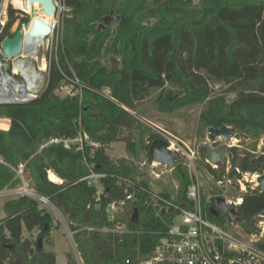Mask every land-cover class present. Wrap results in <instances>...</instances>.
Masks as SVG:
<instances>
[{
  "label": "trees",
  "instance_id": "obj_1",
  "mask_svg": "<svg viewBox=\"0 0 264 264\" xmlns=\"http://www.w3.org/2000/svg\"><path fill=\"white\" fill-rule=\"evenodd\" d=\"M63 2L71 17L63 21L56 62L50 64L43 94L30 104L0 106V118L10 122L7 131L0 130V191L19 185L13 170L24 165L35 180L36 194L67 218L82 264H140L152 255L175 212L157 216L146 204L152 194L148 181L135 182L141 174L126 160L113 163L105 147L117 141L123 130L137 125L131 112L151 90H159L155 102L164 114L206 103L199 117L202 127L226 126L252 137L264 136V0H200L197 5L191 0ZM110 12L119 17L113 30L102 23ZM15 14L9 8L0 42L14 36ZM28 21L25 16L19 24ZM65 79H77L83 86L81 101L54 95ZM212 83L222 84L226 90L216 95ZM167 85L176 90H165ZM103 90L109 95L104 96ZM230 93L235 97L227 103L225 97ZM79 132L97 148L85 147L84 154L68 151L62 144L42 148L52 139H74ZM159 139L151 135L145 147L151 162L149 150ZM134 147L132 142L126 143L131 154H136ZM229 152L228 174L224 168L215 171L206 165L216 183L227 180L236 186L242 173L261 174L264 170L252 164L250 154L239 155L236 148ZM83 160L93 172L106 175L99 183L108 199L103 194L98 198L95 187L81 181L90 173ZM49 171L62 183L48 181ZM174 172L179 183L176 203L189 206L186 190L190 181L181 164H176ZM117 178L133 182L134 187L127 191L134 197L122 214L109 219L107 207L125 196ZM158 195L170 198L168 192ZM230 208L240 216L237 222L242 232L255 234L258 217L264 216V192L249 188L242 203ZM3 211L0 264H56L52 252L22 238L23 229H37L39 239L47 238L51 216L26 197L6 202ZM216 211L218 218L209 214L208 219L220 220L221 212ZM121 224L124 232H112ZM257 247L264 252V238ZM66 260L77 264L69 255Z\"/></svg>",
  "mask_w": 264,
  "mask_h": 264
},
{
  "label": "rangeland",
  "instance_id": "obj_2",
  "mask_svg": "<svg viewBox=\"0 0 264 264\" xmlns=\"http://www.w3.org/2000/svg\"><path fill=\"white\" fill-rule=\"evenodd\" d=\"M60 8L58 15L49 18L44 15L41 7L38 4L29 6L26 5V0H21L18 5L13 0H0V8L4 11L3 22L8 21L9 8L16 10L15 17L17 21L12 25L11 29L15 32L22 28L24 24H19V20L25 18V15L32 14V17H43L54 25L53 39L57 38V46L62 40L63 21L71 17L69 10L64 6V0H55ZM151 2L154 0H145ZM193 5L199 4L200 0H191ZM31 18L29 20L31 21ZM99 27L101 25H98ZM49 39V38H48ZM44 41V45L47 49L44 51L43 60L32 59V64L37 72L36 77H31V81L34 82L33 92L40 93L47 85V71H48V56L49 51V40ZM55 42V41H54ZM55 53V43H54ZM53 53V57H54ZM57 53V51H56ZM52 57V58H53ZM108 57L102 59V63L106 64ZM42 64L44 67L42 68ZM213 93L216 95L223 94L226 90V86L222 84H211ZM176 90L167 85L165 90ZM159 90H151L149 95L141 102L136 104L135 111L131 114L137 118L138 123L135 127L130 130H123L117 139V141L111 143L105 147V154L113 162L117 163L119 160H126L134 166L140 176L135 178V182L139 180L148 181L149 188L154 194L161 192H168L170 198L175 199L177 191L179 190V183L174 172V169H169L165 166H158L156 168L151 167V161L148 160L145 147L149 145V137L151 135L159 136L162 141H165L168 145V149L175 160L176 164H181L182 169L186 172L187 178L190 181H194L201 190V193L205 198H223L224 200L235 201L242 193L239 191L238 184L235 186L233 181H223L218 185L214 179L208 174L206 170V163L199 160L200 151L203 147L209 150H221L224 154L225 161L223 163H217L218 168L222 169L228 167L226 162L229 160V146L236 148L237 153L242 155L243 153L250 154L253 160H256L261 153H264V136L252 137L245 135L240 132H235L228 143H224L221 139H217L214 142L209 140L208 129L202 127L199 121L200 114L205 109L206 103L195 105L192 107L181 109L173 114H164L158 111L156 106V98ZM54 95L59 98H78L82 100L83 92L82 89L71 86L64 91H55ZM235 97V94L230 93L226 95L227 103H230ZM0 121H8V127L6 130L0 128L1 131H7L10 126V122L6 118H0ZM76 141L70 145V151L74 153L85 152V147L92 149L97 148L91 145L89 138L81 132L75 137ZM157 140V141H159ZM132 142L134 144L135 153L131 154L126 150V143ZM49 146V145H48ZM152 145L151 148H155ZM230 147V148H231ZM193 152L196 160L192 168L187 165L184 154ZM93 151H90V156ZM135 155V156H134ZM83 163L92 171L91 166L83 160ZM174 166V168H175ZM236 173L241 174L239 168H235ZM15 178L19 180V185L16 188H7L0 191V221L5 218L3 211V205L12 200H17L20 197H26L34 200L38 203L40 210H44L51 216L52 229L47 238L42 239L41 249L45 252H52L55 255L56 264H67L66 256H71L77 264H82L79 254L76 250L75 244L73 243L72 233L69 229V222L60 211L54 207L49 200L38 196L35 192V180L32 177L30 171L19 165L14 170ZM259 173H242L241 180L246 192L250 189H255L254 177ZM48 180V178H47ZM49 181V180H48ZM62 181L60 180L61 184ZM96 191L104 193V188L100 183L95 184ZM30 193V194H29ZM123 208L116 206L112 209L110 206L106 209V214L109 219H112L114 215L122 214ZM221 218L218 221L209 219L210 222L216 224L219 227L227 228L231 232L242 231L241 225L238 222H233L228 225V220L225 215L220 213ZM259 220V218H258ZM258 223V221H257ZM238 227V228H237ZM125 229L124 225L121 224L120 230ZM105 231V230H103ZM39 236V230L35 229L31 232H27L25 229L22 231V238L32 243H37Z\"/></svg>",
  "mask_w": 264,
  "mask_h": 264
},
{
  "label": "built area",
  "instance_id": "obj_3",
  "mask_svg": "<svg viewBox=\"0 0 264 264\" xmlns=\"http://www.w3.org/2000/svg\"><path fill=\"white\" fill-rule=\"evenodd\" d=\"M53 4L55 6V15H58L60 8L55 0H53ZM3 15L4 11L0 8V34L5 27ZM51 26V32L48 36L37 38L35 41L23 39L22 55L16 59L9 60L4 56L1 49L2 41L0 42V106L30 104L43 94L46 87L39 94L33 92L34 82L31 81V77H36L37 72L32 64V59L43 60L44 51L47 49L44 41L49 38L48 66L50 67L53 61L56 62L58 40L56 37L55 40L53 39L54 25L51 23ZM11 32L15 33L12 29ZM54 43L55 53L53 52ZM53 53L54 57L52 56ZM48 75L47 71V81ZM69 86L80 90L83 88L77 79H65L57 88V91H64ZM102 94L108 96L109 92L103 90ZM75 141V138L52 139L43 145L42 148L52 144H62L64 149L70 151V145ZM91 145L96 146L93 142ZM184 156L188 167L192 168L196 160L195 154L189 152L184 154ZM197 156L201 160L198 154ZM201 161L206 163L212 170L220 169L216 164ZM226 165L228 167L224 169L225 173L228 174L230 169L228 161ZM158 166L160 165L154 160L151 162V167L156 168ZM235 171L238 170L235 169ZM105 178V174L90 171L88 176L81 181H86L88 185L95 187L96 183ZM117 184L124 187L125 196L122 200L110 204L109 206L112 209L116 206L119 208L125 207L134 197L132 193L127 191L128 188L134 187L132 181L117 178ZM217 184L220 185L221 182H217ZM237 184L242 194L235 201L224 200L228 208L239 206L242 203L243 195L246 193L242 180H237ZM101 195V192L96 191L98 198ZM217 198H205L199 185L194 183V181H191L190 186L186 190V200L189 206H183L176 203L173 198L166 199L152 192L150 202L146 204L154 208L156 215L158 216L159 213L169 210H173L175 215L168 224L167 231L159 239L152 255L140 264H160L164 262L171 264H264V252L257 247L258 243L264 238V216L258 217L257 233L255 234L246 235L242 231L231 232L227 228L217 226L208 219L213 205L216 210H219L216 205ZM120 228L121 226L116 227L112 232H124V229L120 230Z\"/></svg>",
  "mask_w": 264,
  "mask_h": 264
},
{
  "label": "water",
  "instance_id": "obj_4",
  "mask_svg": "<svg viewBox=\"0 0 264 264\" xmlns=\"http://www.w3.org/2000/svg\"><path fill=\"white\" fill-rule=\"evenodd\" d=\"M27 2L29 6L38 4L41 7L42 12L47 16H51V18L55 16V6L53 4V0H27ZM29 15L32 17V14ZM102 23L104 27H108L113 30L119 24V17L113 12H110L108 16L102 19ZM51 28V23L46 24L41 18L32 17L31 21L27 22L22 28L18 29L12 38L4 39L1 42V49L4 56L9 60L20 57L23 50V39L26 38L29 41H33L34 38H43L50 34ZM24 32H26V34H24ZM234 133L235 131L232 128L221 126L217 129H209L208 136L210 141L214 142L217 139H221L224 143H228ZM153 145L156 147L150 148L149 150V154L152 156L153 160L161 166L174 169L175 160L171 154V151L168 149L167 143L165 141L159 140ZM199 154L201 160L207 161L211 164L217 165V163H223L225 161L224 154L219 149L209 150L203 147ZM252 164L255 166L263 165L264 153L254 160ZM255 189L260 193L264 192V171L262 174L257 175ZM103 198L108 199L107 190L104 191ZM216 205L219 209V212L225 214L231 223L237 222L240 219V216L234 209L228 208L223 198L218 197L216 199ZM210 213L212 216L218 218V212L216 210L212 209ZM136 221L137 213L134 212L132 222L135 223ZM41 241V238L37 241L38 249H41Z\"/></svg>",
  "mask_w": 264,
  "mask_h": 264
},
{
  "label": "bare ground",
  "instance_id": "obj_5",
  "mask_svg": "<svg viewBox=\"0 0 264 264\" xmlns=\"http://www.w3.org/2000/svg\"><path fill=\"white\" fill-rule=\"evenodd\" d=\"M41 18L46 24H49L48 21L46 19H44L43 17H39ZM37 38H34L33 40L35 41ZM33 52V51H32ZM44 67V65L42 64V68ZM8 127V121H0V128H2L3 130H6ZM47 178L50 182L55 183V184H59L60 183V179L51 171H49L47 173ZM254 183L256 185V178L257 176L254 177Z\"/></svg>",
  "mask_w": 264,
  "mask_h": 264
},
{
  "label": "flooded vegetation",
  "instance_id": "obj_6",
  "mask_svg": "<svg viewBox=\"0 0 264 264\" xmlns=\"http://www.w3.org/2000/svg\"><path fill=\"white\" fill-rule=\"evenodd\" d=\"M25 16H26V15H25ZM27 18H28V19L31 18L29 14H28ZM29 21H30V20H29ZM29 21H28V22H29ZM24 25H25V24H24ZM24 25H23V26H24ZM19 29H20V28H19ZM262 154H263V153H261V155H262ZM253 161H254V160H253V158H252V162H253ZM259 167L264 168V164L261 165V166H259ZM263 171H264V170H263ZM263 171H262V172H263ZM261 174H262V173H261Z\"/></svg>",
  "mask_w": 264,
  "mask_h": 264
}]
</instances>
